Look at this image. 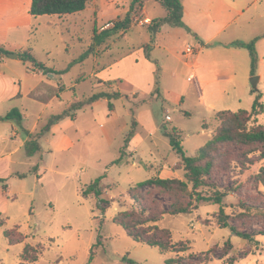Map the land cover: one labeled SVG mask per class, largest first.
Returning <instances> with one entry per match:
<instances>
[{
  "label": "rangeland",
  "instance_id": "374dc122",
  "mask_svg": "<svg viewBox=\"0 0 264 264\" xmlns=\"http://www.w3.org/2000/svg\"><path fill=\"white\" fill-rule=\"evenodd\" d=\"M127 1L95 0L81 15L32 16L31 26L19 32L16 43H24L23 49L29 48L52 72H37L31 63L9 57V52L3 55L4 60L13 62L14 92L6 107L16 108L23 115L18 124L21 137L34 138L50 115L66 110L71 103L93 93L112 90L118 97L111 99L112 113L107 102L102 101L85 110H76L75 118L68 117L62 125L56 126L58 122L52 125L54 127L38 139L42 147L32 156L26 155L24 147L19 148L14 141L11 159L0 161V178H5L0 182V214L6 218L5 224L0 226V264H127V259L134 260L135 264H164L166 258L175 256L174 252L161 253L157 248L137 243L113 222L117 212L137 206L129 195L130 188L137 182L156 175L185 180L179 157L160 126L164 125L169 131L174 129L185 154L194 156L219 129L217 111H249L258 91L262 93L264 104V40L258 43L260 65L247 78L250 84V77L258 76L255 91L251 85L242 88L241 83L227 80L228 71L223 68L212 76L211 83L202 84L198 76L189 77L190 72L196 70L191 58H183L189 62L178 70V81L173 82L170 75L178 67L174 63L165 67L164 72L161 69L158 72V81L162 76L163 85L173 92L184 93L181 106L164 102L161 93L158 96L152 93L153 88L147 92L148 86L143 81L137 90L129 82H113L110 88L95 87L97 77L91 74L99 69L98 64L123 55L128 47L137 52L145 39L144 43L153 41L147 28L151 21L143 22L141 6L130 11L127 29L110 32L103 38L95 37L119 21L111 18L125 17L122 11L129 6ZM238 1L204 0L201 5L204 10L209 8L214 17L218 11L226 12L228 6ZM252 1L250 9L242 16L237 15L235 21L245 24L253 17L261 30L258 33H262L264 18L259 14L264 12V0ZM144 12L153 18L165 14L164 8L153 0ZM230 28L214 42L227 41ZM238 35L247 37V34ZM10 47L7 45L10 53H16L15 47ZM81 55L84 57L78 60ZM135 69L128 65L122 71L129 74ZM117 73L120 68H112L111 76ZM198 85L204 100L198 94ZM134 90L136 93L132 92ZM139 106L150 108L152 121L144 112L143 127L138 128L135 108ZM0 113H3L2 106ZM133 120L137 121L135 133L140 134L132 143L135 152L126 148L121 161L125 163L112 164L119 157ZM258 125H264L263 114L250 116L246 128ZM24 129L32 135L26 134ZM65 135L72 144L61 150ZM261 152L262 146L258 143L238 142L219 145L211 152L213 166L209 184L226 193L222 208L227 220L230 226L248 237L236 235L231 227L221 228L217 220L220 206L211 203L201 202L189 213L163 214L157 222L159 227L170 231L172 242L188 244V252L193 253L196 264H264V234H261L264 231V183L258 180L264 169ZM35 165L38 170L33 171ZM99 177H103L99 184L101 195L83 197L82 189ZM206 189L209 188L203 191ZM188 190H191L190 183ZM134 192L142 198L140 203L153 210L166 209L175 200L173 194L154 186ZM7 229L13 243L4 235ZM227 241L231 243L228 251L223 246ZM25 244L34 249L28 250V256L39 253L36 261H24Z\"/></svg>",
  "mask_w": 264,
  "mask_h": 264
},
{
  "label": "trees",
  "instance_id": "16d2710c",
  "mask_svg": "<svg viewBox=\"0 0 264 264\" xmlns=\"http://www.w3.org/2000/svg\"><path fill=\"white\" fill-rule=\"evenodd\" d=\"M91 0H31V5L29 13L32 16L40 15H66L74 14L83 11L87 4ZM144 0H131L129 10L122 21H117L110 28L102 30L95 36L96 38H103L109 35L110 32H116L120 29H127L130 22V11L135 6H142ZM166 11V14L162 17L153 18L150 24L147 26L148 31L153 36L157 33L160 27L164 24H168L173 27H184L188 30L185 23L182 20L183 6L180 0H156ZM254 37L249 41L235 40L230 43V45L238 46L247 49L250 57V72L253 75L257 69L258 54L256 50V41L260 38ZM150 47L151 43L145 44L143 47L145 56L150 58ZM3 52V49L0 48ZM19 59L24 62H29L33 67L40 70L42 73L52 72L47 68L42 62L38 61L34 55L31 53L30 49L22 50L18 54ZM84 55H81L78 60L82 59ZM30 70V69H29ZM158 72L159 68H156L154 74L153 90L152 93L155 95L160 94L159 84H158ZM255 91V90H252ZM118 93L109 92H96L90 95L88 98L73 102L70 106L60 113L52 114L49 116L46 124L42 126L40 131L36 134L34 138H29L24 143L25 153L28 156H32L35 152L40 150V144L38 139L46 134L52 125L64 119L65 117L73 118L74 112L83 108L84 106L90 105L91 103L97 101L101 98L107 99V105L109 110L112 109L111 99L117 98ZM262 93L257 92L255 99L252 104L251 110L238 109L237 111L231 110H220L217 111L215 118L220 122L219 129L215 134L203 145L201 146L194 156H187L184 152L183 146L180 140L177 138L176 132L173 130H167L164 125L160 126V130L165 135L171 148L179 157V164L184 170L185 180L179 178H168L160 177L159 175L151 176L143 181L137 182L135 186L130 188L129 195L132 200L137 202V206H133L131 209L121 210L116 213L113 217V222L123 228L127 236L137 243H141L147 246L157 248L159 252H174V257H169L164 260V264H196L195 257L193 253L188 252L189 246L187 243L179 241L172 242L171 233L166 228H161L157 225L163 214L178 215L182 213H189L194 208H197L199 203H211L220 206L217 213L218 224L221 228L231 227L232 230L236 232V235L240 237H248L245 233L238 232L234 227L230 226L227 220V214L224 213L222 208V202L226 193L219 188L209 184V178L211 169L213 166V159L211 158V152L216 149L219 145L231 142H238L243 144H255L258 143L262 146L261 155L264 157V125L253 126L246 128V123L248 122L250 116L263 114L264 115V104L261 102ZM22 114L16 108L10 109L4 116H0V121L15 120L18 124H21ZM137 121L133 120L131 122V127L128 130L122 149L120 150L119 157L116 158L112 164L120 165L125 162L122 161V156L125 153L126 148L130 139L135 134V127ZM24 132L28 135L30 134L24 129ZM38 170L37 165L33 167V171ZM24 175L20 176L23 177ZM37 177L39 175L37 174ZM103 177L95 179L93 182L88 184L84 189H82L83 197L89 194H94L99 197L102 193L100 189V181ZM5 178H0V182H3ZM258 180L264 183V169L258 175ZM191 184V190H188V184ZM146 186H154L162 191L169 192L175 196V200L169 204L166 209L153 210L149 207L144 206L140 203V198L134 191L137 189H142ZM3 189L6 188L5 185L2 186ZM206 189L204 192L203 189ZM105 208L102 207L101 211ZM6 218L2 217L0 214V226L4 225ZM15 229V228H14ZM7 229L4 231L5 237L8 239L9 243H13L12 234ZM264 234V231L261 232ZM224 248L228 251L231 248V243L229 241L224 243ZM29 249L32 246L25 244L22 251V257L25 262H33L38 258L37 254L31 256L27 255ZM187 254V255H186ZM92 259V254L90 256ZM126 260V258H124ZM127 264H135L132 259L126 260Z\"/></svg>",
  "mask_w": 264,
  "mask_h": 264
},
{
  "label": "crops",
  "instance_id": "0c3cea01",
  "mask_svg": "<svg viewBox=\"0 0 264 264\" xmlns=\"http://www.w3.org/2000/svg\"><path fill=\"white\" fill-rule=\"evenodd\" d=\"M94 1L95 0H91L87 4L85 9H87V7ZM130 1L131 0L127 1L129 6ZM149 1L151 0H144L141 7L144 17L148 18L149 21H151L153 17L145 15L146 12H144V10L147 9V4L149 3ZM180 1L183 6L182 20L188 30L184 27H173L168 24L162 25L157 33H155L153 36L150 34L151 40L153 39L150 47V58H147L145 56V52L143 49L145 44H147L144 43L146 42V39L145 41L140 43L141 45H139V47L137 48V52H135L136 50L128 47V51L123 55L113 58L110 61H103L101 65L98 64L99 69L93 71V73L91 74L93 77H97V81L96 83H94V86L98 88L109 86L110 88L114 86L115 83L113 82H117L119 84L129 82L134 85L133 89L137 90L139 89L143 81L146 82L148 86L147 92H150L153 88V79L157 67L161 69V72H164L165 67L168 68L172 63H174L175 66H178L179 68L175 67L170 75L173 78V82L174 80L178 81V70H181V67L183 66L186 67L189 62L188 60H183V58H191L196 63V70L198 71H191L189 77H195V75L198 76L200 78L199 82H201L202 84L208 85V83H211L212 76H214V74L219 71V68H223L228 71V73L225 75L227 80L235 82L236 84L241 83L242 88H244L245 85L249 87L250 84H248L247 82V78L251 75L249 53L247 49L230 45V43L235 40L249 41L254 37L261 36L255 44L258 54V43L264 40V31H262V33H258L261 30H258L257 21H255L253 17L247 19L245 24H237L235 21L237 15L242 16L250 9L253 1L251 2V0H239L237 3L234 2L233 6L227 7L226 12L218 11L214 17L212 16L211 11H209V8L206 5L204 6L208 8L207 10H204L202 8L201 4L204 0ZM30 5L31 0H0V48L3 49V52L0 51V106H2L3 109V113H0V116H4L10 110L11 107H6V104L9 100L12 99L14 92L13 62L11 60H4L3 55L5 54V52H12L7 49V45H11L10 48L15 47V52L17 53V55L24 48V43H16V38H18L20 31H25L26 29L28 30L31 26L32 15H30L29 13ZM129 6L125 8L122 13L127 14ZM94 10L96 11L95 7ZM81 13L82 11L79 13H74L73 15H81ZM259 17L264 18V12L259 14ZM124 18H111L110 20L117 19L119 21H122ZM232 25H234V27L230 28ZM229 28L230 30L227 36L229 37V39H227V41L214 42L216 38H218ZM238 34H247V37H238L240 36ZM187 44H191L195 48L194 54H183V51ZM15 59H19V57L17 56V58ZM95 60H97V58H95ZM128 65H130L132 69L136 68L129 74L122 71V68ZM259 65L260 60L258 55L257 67H259ZM114 67H119L120 73H117L112 77L111 73L112 68ZM29 68L31 67L27 68L28 71H30ZM37 72L42 73L39 70ZM159 78L160 79L158 81V84L161 93V99L164 102H169L171 104L181 106V104H183L184 102L181 100H184L185 98L184 93H176L175 91H171L169 86L163 85L162 76H160ZM217 78H220V76H217ZM233 89L234 91H237V87H235V85ZM118 90L119 89H116L115 91ZM136 90L132 92L136 93ZM197 91L201 99L204 100V93L200 88V85H198ZM28 92V94H30L31 90ZM107 92L112 93L113 91L110 90ZM102 101L107 102V99H98L97 101L91 103L90 105L84 106L79 110H85ZM209 106L212 107L213 105L210 104ZM135 109L138 128L143 127L142 114L144 112L147 118L152 121V111L149 107L139 106ZM110 111L112 113L114 110L112 111L111 109ZM73 118H75V115ZM66 119H68V117L60 120L56 124V126L62 125V123ZM18 126L19 125L15 120L0 121V161H8L11 159V156H13L15 151L13 147V143L15 140L19 144V148L24 147V143L28 139V137H21V131L19 130ZM53 127L54 126H52L51 129ZM139 137L140 134L136 132L134 137L128 143L127 151H130L131 153L132 151L135 152L136 147L133 146L132 143ZM8 142H10L12 146ZM62 144L63 145L59 148L61 150H64L72 144V141L65 135V141L62 142ZM8 145H10L9 148Z\"/></svg>",
  "mask_w": 264,
  "mask_h": 264
},
{
  "label": "water",
  "instance_id": "95a60500",
  "mask_svg": "<svg viewBox=\"0 0 264 264\" xmlns=\"http://www.w3.org/2000/svg\"><path fill=\"white\" fill-rule=\"evenodd\" d=\"M7 55L9 57H11V58H17V56H18L17 53H10V52L7 53ZM258 80H259L258 76H252V77H250L249 82H250V85H251V87H252L253 90H257Z\"/></svg>",
  "mask_w": 264,
  "mask_h": 264
},
{
  "label": "built area",
  "instance_id": "2783aa9c",
  "mask_svg": "<svg viewBox=\"0 0 264 264\" xmlns=\"http://www.w3.org/2000/svg\"><path fill=\"white\" fill-rule=\"evenodd\" d=\"M149 22V19L148 18H145L144 20H143V22ZM111 24V23H110ZM107 25H109L108 23H107ZM106 25V26H107ZM106 29V28H105ZM194 52H195V48L191 45V44H187L186 45V47H185V49H184V51H183V54H185V55H192V54H194ZM168 119H169V117H168Z\"/></svg>",
  "mask_w": 264,
  "mask_h": 264
}]
</instances>
